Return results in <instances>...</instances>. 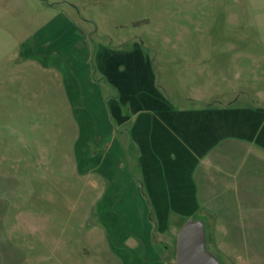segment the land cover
Here are the masks:
<instances>
[{
    "label": "rangeland",
    "instance_id": "1",
    "mask_svg": "<svg viewBox=\"0 0 264 264\" xmlns=\"http://www.w3.org/2000/svg\"><path fill=\"white\" fill-rule=\"evenodd\" d=\"M63 13L76 24L74 36L88 40L91 81L103 100L32 45ZM80 46L68 44V56ZM105 47L124 63L112 81L122 72L132 79L126 91L98 73L94 61ZM148 68L158 81L148 99L163 93L178 104L195 98L196 106L264 109V0H0V264H177V233L192 218L205 223L207 247L222 264H264V250H251L257 237L240 227L230 187L250 191L264 181V156L249 142L224 141L231 152L208 172L211 203L179 205L180 212L149 203L151 220L146 201L129 194L128 180L139 194L123 160L121 113L130 107L111 108L112 119L109 106L112 97L120 104L138 97ZM216 181L225 190L215 191Z\"/></svg>",
    "mask_w": 264,
    "mask_h": 264
},
{
    "label": "crops",
    "instance_id": "2",
    "mask_svg": "<svg viewBox=\"0 0 264 264\" xmlns=\"http://www.w3.org/2000/svg\"><path fill=\"white\" fill-rule=\"evenodd\" d=\"M76 30V24L63 13L51 19L36 34L32 45L40 55H50L60 60L65 73L71 75L72 84L80 85L79 90L82 91L83 86L92 84L89 94L93 92L96 99L103 100L99 83L91 81V52L87 51V47L90 50L88 40L84 39L86 37H83V34L74 36L78 33ZM68 44H81L77 50L79 53L75 52L73 57H69L72 51L67 49ZM105 48L101 58L94 61V64H98V73L104 77L106 75L109 83H115L119 91H126L125 87L132 79L122 72L120 75L116 74L117 79L112 81L113 73H120L119 66L124 63L115 59L114 53ZM142 80L145 90H142L138 97L134 99L130 94L122 96L123 104L119 103L118 97H112L110 111L107 112L109 117L114 119L112 111L117 110V107H130L129 113H121L125 119L123 124L127 125L123 128V135L125 139L129 138V148H124L123 160L129 178L133 177L139 189L138 195L135 191L131 192L132 186L128 180L130 195L132 193L137 199L143 198L147 204L170 205L171 210L176 212L185 209L179 205L211 203L206 199L208 172L223 167L222 157L231 152L223 148L224 141H242L238 144L249 142L248 146L257 147L258 155L264 156V109L240 107L235 104H213L210 107L204 103L202 106H196L194 101L201 100L195 98H187V101H191L189 103L181 101L182 104H178V101L174 102L163 93L155 95L156 99H148L145 93L156 89L158 81L152 76L149 68ZM82 96L87 100L90 97L86 94ZM136 107H139V110L132 112L131 108L135 110ZM100 110L102 118L100 117L98 122L102 123L106 115L102 107ZM102 127L105 128L103 125ZM126 154L129 158L135 156L138 162L134 164L133 169L131 165L127 167ZM135 166H138L142 179L135 176ZM216 182L218 184L214 185L215 191L227 186L221 181ZM141 184L145 193L141 190ZM232 186L235 187L234 203H238L241 208V216L238 217L240 227L245 231V236L257 237L256 243L251 240V250H264V181L250 183V191H247V185L243 186L242 183L232 184L230 187ZM220 193L224 195L226 192ZM227 198L229 196L222 197L218 203H227Z\"/></svg>",
    "mask_w": 264,
    "mask_h": 264
},
{
    "label": "water",
    "instance_id": "3",
    "mask_svg": "<svg viewBox=\"0 0 264 264\" xmlns=\"http://www.w3.org/2000/svg\"><path fill=\"white\" fill-rule=\"evenodd\" d=\"M177 264H222L207 247L206 227L194 218L185 222L176 238Z\"/></svg>",
    "mask_w": 264,
    "mask_h": 264
},
{
    "label": "trees",
    "instance_id": "4",
    "mask_svg": "<svg viewBox=\"0 0 264 264\" xmlns=\"http://www.w3.org/2000/svg\"><path fill=\"white\" fill-rule=\"evenodd\" d=\"M141 190H142V192L143 193H145V189H144V187H143V185L141 184ZM147 206H148V208H149V218L151 219V220H153V217H152V214H153V211H152V209H151V206L149 205V204H147ZM152 211V212H151ZM177 238V237H176ZM175 243H176V241H175ZM176 256V246H175V248H174V257Z\"/></svg>",
    "mask_w": 264,
    "mask_h": 264
}]
</instances>
